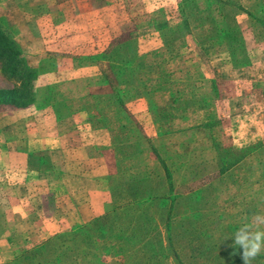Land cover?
I'll return each instance as SVG.
<instances>
[{
	"label": "rangeland",
	"instance_id": "374dc122",
	"mask_svg": "<svg viewBox=\"0 0 264 264\" xmlns=\"http://www.w3.org/2000/svg\"><path fill=\"white\" fill-rule=\"evenodd\" d=\"M206 1L212 6L206 8L204 0H32L25 26H19L23 15L7 18L17 27L5 30L38 77L31 106L0 113V169L26 165L28 183L35 188L42 182V206L52 215L55 196L66 193L64 184L76 183L55 172L39 136L55 134V121L73 117L92 131L86 137L88 154L114 157L111 173L93 181L107 195L110 211L61 232L121 204L122 194L133 191L135 179L129 176H150L141 192L155 200L143 212L166 236L164 250L152 244L121 249L98 240L99 250L77 264H243L242 259L231 263L242 249L228 255L222 250L234 245V233L253 215L264 214V25L243 12L264 19L257 12L264 0ZM183 22L187 28L179 30ZM224 23L230 40L222 39ZM129 40L136 49V81L120 87L127 89V117L116 123L105 99L112 90L102 82L112 77L111 51ZM228 44L240 45L236 52L241 54L233 56ZM0 87H11L1 75ZM64 101H71L72 108L87 106L92 120L85 111L70 115L74 109L59 106ZM101 109L103 117H96ZM10 134L16 143L5 139ZM126 135L130 142L125 146L113 141L116 136L125 142ZM226 152L241 160L217 177ZM73 172L78 177L81 170L76 166ZM159 197H166L163 205ZM35 246H13L6 263ZM252 264H264V258Z\"/></svg>",
	"mask_w": 264,
	"mask_h": 264
},
{
	"label": "trees",
	"instance_id": "16d2710c",
	"mask_svg": "<svg viewBox=\"0 0 264 264\" xmlns=\"http://www.w3.org/2000/svg\"><path fill=\"white\" fill-rule=\"evenodd\" d=\"M206 8H209L211 3L204 0ZM264 4V3H262ZM222 13L221 6L217 7V13ZM243 12L247 16L254 18V20L261 25H264L263 16L259 18L252 17L250 11L243 9ZM264 15V8L261 7L257 11ZM185 25V27H184ZM179 30L187 28V23L183 22L182 25L177 27ZM223 40H230L231 34L229 32V27L224 24L220 26ZM130 43L125 46H116L111 51L109 55V63L112 65L111 73L112 77L105 78L102 82L103 84L108 85L112 93L105 97L107 106L113 108V115H116V123L119 119L127 117L126 110L123 105V93L127 91L124 88L120 90V87H123L126 83L128 85L129 80L136 81L135 76L132 75L134 71V61L132 58L136 56V49L133 47L134 42L132 40L126 41L124 43ZM132 42V43H131ZM231 50V54L234 56L235 53L241 54L237 50V46L240 45H230L228 44ZM234 48L235 51H234ZM123 52L122 58L117 56V54ZM242 52V48L240 50ZM240 66V65H238ZM0 75L3 80L11 84L9 88L0 87V113H10L12 111H18L27 109L31 106L36 99L37 89L35 88V82L37 80L38 74L35 69H32L27 66L25 60L22 57L21 49L19 46L12 40L7 30L0 26ZM137 81H140L137 79ZM213 84V82H212ZM212 94L216 97V90L214 86ZM129 91V90H128ZM99 98L94 97L92 100L99 101ZM70 103V104H68ZM62 109L70 111L74 109V112L69 113L70 115L79 111H85L89 115L87 106H77L72 108L71 101H64L59 104ZM124 116V117H123ZM89 120H92L93 116H88ZM95 117V116H94ZM96 117L102 118L103 111L97 110ZM101 122V121H100ZM126 129L124 125L120 126V130ZM128 131V134L129 135ZM126 135L125 142L122 139L114 136L113 141H116V145H127L126 143L130 142L129 137ZM132 138V136H131ZM133 139V138H132ZM230 156L231 158H226ZM233 159V160H231ZM241 158H238L236 154L226 152L224 157H221L219 161V172L218 176L223 175L237 163H239ZM129 180L133 181L135 179L134 185L131 187L133 191L128 192L129 194H122L124 197L121 198V204L115 202L113 209L110 213L93 218L87 223L73 228L69 231L61 232L52 238L46 240L45 242L30 248L28 250L22 251L20 254L14 257V259L6 264H77L78 261L84 260L89 251L99 250L100 244L98 240L105 241V244H111L117 246L118 248L124 249L126 246H135L144 248L150 244L155 247L164 250L166 244V236H163L162 231L156 220L149 219L145 217L143 212V207L147 203L155 200V197L150 195H143L141 190L142 186L150 180V176H141L136 178H131ZM119 198V199H120ZM118 199V200H119ZM164 199L166 197H159L156 200L159 201L160 205H163ZM137 214V218L135 212ZM152 228V231H151ZM168 230V226H165ZM146 231L147 234L143 235L141 232ZM137 232V233H136ZM151 232V238L146 237ZM152 240V241H151ZM239 248L235 245L227 246V249L222 250L223 255H228L232 253H237ZM68 252V253H67ZM67 254H70L71 257H67ZM257 259L262 260L264 257L257 256ZM232 260L231 263H239V260Z\"/></svg>",
	"mask_w": 264,
	"mask_h": 264
},
{
	"label": "crops",
	"instance_id": "0c3cea01",
	"mask_svg": "<svg viewBox=\"0 0 264 264\" xmlns=\"http://www.w3.org/2000/svg\"><path fill=\"white\" fill-rule=\"evenodd\" d=\"M33 5L32 0H0V26L9 30L17 27L8 21L11 13L20 14L19 17L23 15L19 26H25L28 6ZM75 119L55 121V134L43 133L38 140L46 145L55 172H61L78 185L64 184L66 193L55 196L54 214L49 215L43 209L45 193L40 190L43 187L38 188L42 182L35 183V188L28 183L26 165L0 169L3 174L0 176V217L3 216L0 218V264L11 259L13 246H35L43 238L110 211L105 199L107 195L93 187V181L111 173L114 157L110 153L91 157L86 147V137H90L92 131ZM5 139L14 143L17 141L11 134ZM5 153L18 157L26 155L21 149H6ZM76 166L81 170L78 177L73 174ZM101 198L103 204L100 203Z\"/></svg>",
	"mask_w": 264,
	"mask_h": 264
},
{
	"label": "clouds",
	"instance_id": "9594fccd",
	"mask_svg": "<svg viewBox=\"0 0 264 264\" xmlns=\"http://www.w3.org/2000/svg\"><path fill=\"white\" fill-rule=\"evenodd\" d=\"M233 237L234 245L242 249L243 264H252L264 253V214L253 215L251 223L242 225Z\"/></svg>",
	"mask_w": 264,
	"mask_h": 264
}]
</instances>
